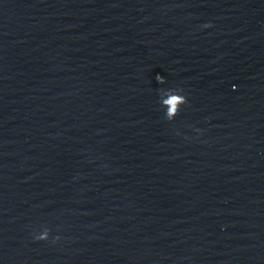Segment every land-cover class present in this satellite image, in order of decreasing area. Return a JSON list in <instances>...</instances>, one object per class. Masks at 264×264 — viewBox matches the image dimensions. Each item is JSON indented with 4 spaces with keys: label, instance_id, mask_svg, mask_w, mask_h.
I'll list each match as a JSON object with an SVG mask.
<instances>
[{
    "label": "water",
    "instance_id": "obj_1",
    "mask_svg": "<svg viewBox=\"0 0 264 264\" xmlns=\"http://www.w3.org/2000/svg\"><path fill=\"white\" fill-rule=\"evenodd\" d=\"M0 264H264V0H0Z\"/></svg>",
    "mask_w": 264,
    "mask_h": 264
},
{
    "label": "clouds",
    "instance_id": "obj_2",
    "mask_svg": "<svg viewBox=\"0 0 264 264\" xmlns=\"http://www.w3.org/2000/svg\"><path fill=\"white\" fill-rule=\"evenodd\" d=\"M212 25L210 24H206L204 25V27H211ZM181 102H184V98L183 97H179V96H172L169 98L168 101H166L165 103L168 104L169 106V116H173L175 115V111L177 108V105Z\"/></svg>",
    "mask_w": 264,
    "mask_h": 264
}]
</instances>
